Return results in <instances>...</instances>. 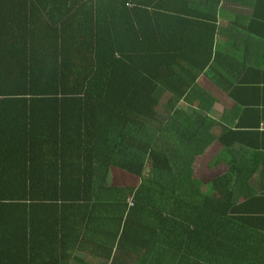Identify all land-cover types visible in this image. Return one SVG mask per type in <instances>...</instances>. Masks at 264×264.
I'll return each instance as SVG.
<instances>
[{"label": "trees", "instance_id": "16d2710c", "mask_svg": "<svg viewBox=\"0 0 264 264\" xmlns=\"http://www.w3.org/2000/svg\"><path fill=\"white\" fill-rule=\"evenodd\" d=\"M220 1L0 0V264H264V194L232 165L193 176L209 144L188 149L193 129L212 121L202 93L192 124L179 107L218 61ZM247 31L264 40V23ZM226 90L257 114L218 141L256 149L264 87ZM111 168L138 179L116 225L89 216Z\"/></svg>", "mask_w": 264, "mask_h": 264}, {"label": "crops", "instance_id": "0c3cea01", "mask_svg": "<svg viewBox=\"0 0 264 264\" xmlns=\"http://www.w3.org/2000/svg\"><path fill=\"white\" fill-rule=\"evenodd\" d=\"M259 23H264V0L220 1L211 56V58L214 55L218 56V61L211 65L208 76L199 74L197 77L194 87L197 86L201 91L194 93L189 99L187 98L188 100L179 102L185 118L188 119L187 116L192 113L190 119L186 121V124L190 125L192 121L195 122V112H201L200 107L199 109L196 107V103L198 102L197 94L202 93L204 96L202 111L208 120L212 121L211 125L206 122L200 123L204 125L202 130L193 129L196 133L195 137H198V141L194 142V146H198L197 149L205 145V142L199 139L202 133L205 137L203 139L209 141L203 154L196 156L193 160V176L205 186L213 179L225 174L231 165L238 167L240 192L245 191L249 196L264 194V140L256 145V149H254V142L240 145L234 143V146L228 148L230 153L225 151L227 148L220 144L218 137L224 128L236 129L240 117L244 124H248L244 129L252 127L251 125L255 122L253 118H256L257 113L245 116L243 109L246 106L237 104L236 100L228 95L226 89L249 87V85L264 87V81L257 84L250 81L254 75L261 77L264 74V40L252 36L247 31L249 24L259 26ZM202 44V48L190 44L191 53L201 51L206 43ZM241 68L247 70L244 71ZM169 97L166 92L161 94L157 107H162L165 111L164 105ZM254 107V110L257 109L261 115L264 109L263 103L256 104ZM257 131L264 134L262 122H259ZM236 179L235 171L233 181L235 182Z\"/></svg>", "mask_w": 264, "mask_h": 264}, {"label": "rangeland", "instance_id": "374dc122", "mask_svg": "<svg viewBox=\"0 0 264 264\" xmlns=\"http://www.w3.org/2000/svg\"><path fill=\"white\" fill-rule=\"evenodd\" d=\"M164 108L158 107L157 117L161 121L167 119V114L163 110ZM183 136H185L184 131ZM187 134V131H185ZM192 134V133H191ZM194 141V140H193ZM189 143L188 149H196L194 143ZM193 164V162H192ZM138 184V179L131 175H128L120 170L111 168L110 172L106 173L99 191L96 195L90 211V217L107 215L116 225L120 217V211L122 204H127L126 198H132L133 190ZM96 205V206H95ZM95 206V207H94Z\"/></svg>", "mask_w": 264, "mask_h": 264}]
</instances>
